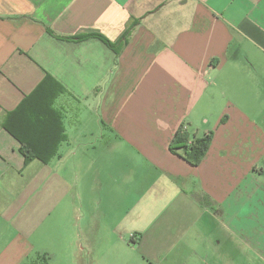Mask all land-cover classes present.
Wrapping results in <instances>:
<instances>
[{
  "label": "crops",
  "instance_id": "0c3cea01",
  "mask_svg": "<svg viewBox=\"0 0 264 264\" xmlns=\"http://www.w3.org/2000/svg\"><path fill=\"white\" fill-rule=\"evenodd\" d=\"M40 260L264 264V0H0V264Z\"/></svg>",
  "mask_w": 264,
  "mask_h": 264
},
{
  "label": "trees",
  "instance_id": "16d2710c",
  "mask_svg": "<svg viewBox=\"0 0 264 264\" xmlns=\"http://www.w3.org/2000/svg\"><path fill=\"white\" fill-rule=\"evenodd\" d=\"M131 30V25L127 29L126 33L123 36L122 41H125L126 37L129 34V31ZM50 34L52 32L49 31ZM97 36L98 38L102 39L110 48L115 49L116 46L113 44H110L107 40L102 38L101 36L98 35H93ZM89 36H80V37H75L72 39V41H82L88 38ZM52 85L53 88L50 91V95H52V98H56L58 95H61L63 93H66V91L56 82L54 81L49 75L45 77L43 82L38 86V88L29 96L27 97L28 100H31L34 98L36 95H38L41 90H43L46 86ZM55 88V89H54ZM57 88V89H56ZM26 99V100H27ZM25 102V101H24ZM23 106V105H22ZM21 108V106H20ZM44 108V107H43ZM46 114H50L51 112L54 116H56V112L52 109H49L50 111L48 112L46 108H44ZM17 113V112H16ZM16 113H12L9 115H15ZM9 117H7L6 121L8 120ZM57 121L58 116H56ZM6 129L15 137L17 138L20 142L22 139L19 137L17 133L14 132L13 128L9 125L7 122L6 124ZM61 129V136L59 138H56L54 147L51 150V152L48 153H35L31 148L26 147L23 143L21 144L20 152L23 155L25 161H31L32 159H38L42 163H48L55 155L57 152V147L59 143L64 141L66 139V136L64 134V131ZM212 134L209 133L207 134L204 138H190L188 132L184 130L182 127L175 133L172 142L170 144V150L173 152L181 151V156L182 158L190 165L196 166L200 163L204 155L206 154L207 150L209 149L210 142H211ZM49 150V151H50ZM197 200L202 202L203 205H209L208 200L205 197L199 196L197 197ZM45 260H40L39 264H44Z\"/></svg>",
  "mask_w": 264,
  "mask_h": 264
}]
</instances>
